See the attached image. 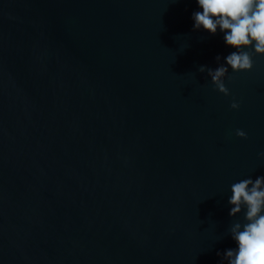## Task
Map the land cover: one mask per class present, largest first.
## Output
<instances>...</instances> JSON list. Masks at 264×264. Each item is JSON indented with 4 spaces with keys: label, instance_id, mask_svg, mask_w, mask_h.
I'll list each match as a JSON object with an SVG mask.
<instances>
[{
    "label": "water",
    "instance_id": "95a60500",
    "mask_svg": "<svg viewBox=\"0 0 264 264\" xmlns=\"http://www.w3.org/2000/svg\"><path fill=\"white\" fill-rule=\"evenodd\" d=\"M195 11L0 0V264H227L231 185L264 175V54L233 72ZM221 63L230 95L199 71Z\"/></svg>",
    "mask_w": 264,
    "mask_h": 264
},
{
    "label": "clouds",
    "instance_id": "9594fccd",
    "mask_svg": "<svg viewBox=\"0 0 264 264\" xmlns=\"http://www.w3.org/2000/svg\"><path fill=\"white\" fill-rule=\"evenodd\" d=\"M202 11L193 13L194 29L201 27L212 34L224 33L227 45L237 50L224 59L233 72L248 71L254 67L253 56L264 54V0H197ZM247 49V50H246ZM219 62L220 56L216 57ZM207 71L215 88L225 95L230 89L225 83L229 67L221 63L215 69L200 66ZM240 103L233 99L231 108L239 109ZM237 136L247 138L243 129H236ZM264 158V151L258 153ZM229 215L235 217L244 212V221L234 222L229 232L237 248L223 253L227 264H264V175L255 179H241L231 185ZM219 254V253H218Z\"/></svg>",
    "mask_w": 264,
    "mask_h": 264
}]
</instances>
